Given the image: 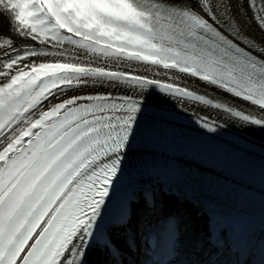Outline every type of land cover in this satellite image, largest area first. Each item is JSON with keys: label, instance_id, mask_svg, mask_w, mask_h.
Segmentation results:
<instances>
[{"label": "snow or ice", "instance_id": "snow-or-ice-1", "mask_svg": "<svg viewBox=\"0 0 264 264\" xmlns=\"http://www.w3.org/2000/svg\"><path fill=\"white\" fill-rule=\"evenodd\" d=\"M0 264H264V0H0Z\"/></svg>", "mask_w": 264, "mask_h": 264}]
</instances>
